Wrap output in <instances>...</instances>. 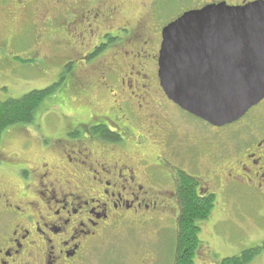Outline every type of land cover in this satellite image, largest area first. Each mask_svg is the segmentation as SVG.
I'll return each instance as SVG.
<instances>
[{"label": "flooded vegetation", "instance_id": "flooded-vegetation-1", "mask_svg": "<svg viewBox=\"0 0 264 264\" xmlns=\"http://www.w3.org/2000/svg\"><path fill=\"white\" fill-rule=\"evenodd\" d=\"M43 2L0 0V63L8 59H19L20 63L33 60L14 54L11 45L26 33L31 39L30 48L38 43L36 38L40 33L35 34L39 27L36 23L47 33L60 22L62 27L66 26L65 31L73 42L72 60L80 62L76 69H105L101 58L114 49L113 54L119 55V60L113 68H117L118 73L123 72L120 93L129 94L127 101L122 103L128 104L132 114L135 113V104L143 113V123L157 128L155 124L161 127L160 123L150 120L151 115L147 114L152 108H146L147 111L144 106L147 105L145 96H149L147 86L151 85L149 65L155 69L156 82L159 80L158 53L163 28L184 13L207 5L243 7L264 3V0H155L151 13L155 21L153 30L144 25L141 18L135 19L132 25L123 24L122 5L114 0H61L56 8H51L59 21L55 23L48 20ZM159 2H171V17L168 19L156 9ZM68 19H72L71 22H67ZM14 21L19 22L18 27H14ZM64 48L68 52V48ZM29 51L37 55L36 49ZM86 60L88 62H84ZM72 69L73 62L66 65L61 75L66 77ZM126 86L131 90L126 92ZM157 87V92H161L159 81ZM135 89L137 96L131 98V91ZM109 92L115 93L112 95L114 99L121 96L114 90ZM132 99L138 104L129 102ZM170 104L172 113L187 114L174 103ZM100 127L116 139L107 136ZM214 128L227 134L223 140L228 141L234 151L227 169L222 172V180L229 185H243L257 194V199L264 205V99L238 121ZM21 133H18L19 138L28 144L29 136ZM173 136L176 135L172 131L171 137L166 133V146H170L171 154L175 153ZM55 139L54 146L46 147L39 137L36 138L41 152L35 162L14 156L0 159V264H79L103 234L122 225L137 224L135 220L151 213L165 212L160 197L167 193H155L151 170L142 163L136 167L129 160L122 162L107 157L109 152L103 149H119L129 143L124 144L118 133L98 124L91 126L84 136L73 132ZM100 149V154L94 152ZM166 161H162L163 166L169 168ZM181 174L187 175L177 172L176 176L173 170L169 171L173 188L169 194L176 202L179 215ZM192 178L200 198L214 196L213 193L206 194L211 189L224 190L229 186L224 182L217 183V175H211V180ZM215 180V185L209 184Z\"/></svg>", "mask_w": 264, "mask_h": 264}, {"label": "rangeland", "instance_id": "rangeland-1", "mask_svg": "<svg viewBox=\"0 0 264 264\" xmlns=\"http://www.w3.org/2000/svg\"><path fill=\"white\" fill-rule=\"evenodd\" d=\"M60 1L43 2L51 23L59 22L51 8H56L55 5ZM154 1L114 0V3L122 5L123 24L132 25L135 19L141 18L142 23L151 26L150 30H153L155 21L151 13ZM155 7L161 16L167 19L171 17V2H159ZM71 20L68 19L67 22ZM18 25L19 22L14 21V27ZM36 26L39 27L35 34L40 33L39 38H36V45L32 44L28 48L31 39L26 33L11 45L14 54L22 58L25 55L33 60L20 63L19 59H8L0 63V101L18 99L26 93L58 83L61 73L71 62L73 69L66 77L63 76L56 91L35 112L31 124L11 126L3 131L0 159L14 156L35 162L41 152L37 137L43 146H54L55 138L59 136L77 132L81 137L91 126L105 125L118 133L124 144L129 142L123 148L103 149L109 152L107 157L122 162L129 160L136 167L142 163L151 170L155 193H167L160 197L164 201L162 205L165 212L151 213L139 221L135 220L137 224L122 225L103 234L79 264H174L179 214L176 202L169 194L173 190L169 171L173 170L176 176L177 172H183L204 180L217 175V183L221 184L224 182L222 172L234 152L231 144L223 140L227 134L214 130V127L189 114L181 113L177 108L180 114L172 113L171 104L162 89L159 88V91L163 96L161 92H157L159 80L156 82L155 69L151 65L148 71L151 85L147 86L149 96H145L147 105L144 107L152 108L150 114H147L151 115L150 120L158 121L161 127L158 124H155L157 128H152L148 123L145 125L143 113L137 110L135 104V113L132 114L128 104L122 103L128 99L129 94L120 93L123 72L118 73L117 68H113L119 60V55L113 54L114 49L101 58L105 62V69H76L80 62L72 60L73 42L65 31L66 26L62 27L59 22L47 33H44L42 25L36 23ZM29 49H36L37 55L30 54ZM135 74L138 76V72ZM128 89L130 88L126 86V92ZM113 90L121 95L120 98H112L115 93L109 91ZM137 93V89L131 91L130 97L134 98ZM129 102L136 103L133 99ZM118 103L121 105L118 106ZM172 118L175 120H171ZM171 131L176 135L172 141L175 145L173 154L170 146H166V133L171 137ZM21 132L29 136L28 144L19 138L18 133L22 134ZM101 151L102 149L94 150L96 154ZM204 155L207 157H203ZM163 160H167L170 169L163 166ZM215 182L216 180L209 184L215 185ZM224 183L229 185V182ZM212 190L206 194H214V207L206 220L197 223L199 243L194 264H218L224 258L238 256L244 250L254 248H259V254L250 264H264V205L257 199V194L236 183L224 190ZM143 260L146 261L143 263Z\"/></svg>", "mask_w": 264, "mask_h": 264}, {"label": "water", "instance_id": "water-1", "mask_svg": "<svg viewBox=\"0 0 264 264\" xmlns=\"http://www.w3.org/2000/svg\"><path fill=\"white\" fill-rule=\"evenodd\" d=\"M158 79L166 98L216 128L264 99V3L207 5L162 30Z\"/></svg>", "mask_w": 264, "mask_h": 264}, {"label": "trees", "instance_id": "trees-1", "mask_svg": "<svg viewBox=\"0 0 264 264\" xmlns=\"http://www.w3.org/2000/svg\"><path fill=\"white\" fill-rule=\"evenodd\" d=\"M64 74L58 83H54L42 90H34L18 99L0 101V139L3 131L11 126L28 125L34 119L35 112L42 103L51 96L59 86ZM107 136L115 138L104 128L100 127ZM116 139V138H115ZM195 180L187 175H180L178 197L181 212L177 221L176 238L174 242V264H194L195 252L198 246V222L206 220L213 207L214 196L198 197L195 191ZM259 254V248L247 249L238 256L222 259L218 264H250Z\"/></svg>", "mask_w": 264, "mask_h": 264}]
</instances>
